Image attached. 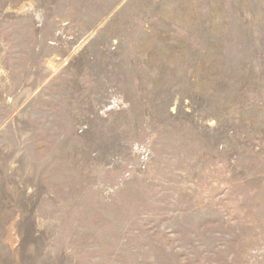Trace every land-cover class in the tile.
Listing matches in <instances>:
<instances>
[{
    "label": "rangeland",
    "instance_id": "1",
    "mask_svg": "<svg viewBox=\"0 0 264 264\" xmlns=\"http://www.w3.org/2000/svg\"><path fill=\"white\" fill-rule=\"evenodd\" d=\"M0 264H264V0H0Z\"/></svg>",
    "mask_w": 264,
    "mask_h": 264
}]
</instances>
